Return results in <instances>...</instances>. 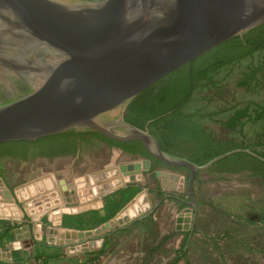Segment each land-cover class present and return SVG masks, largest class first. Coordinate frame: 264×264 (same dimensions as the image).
<instances>
[{
	"label": "water",
	"instance_id": "water-1",
	"mask_svg": "<svg viewBox=\"0 0 264 264\" xmlns=\"http://www.w3.org/2000/svg\"><path fill=\"white\" fill-rule=\"evenodd\" d=\"M262 24L264 0H0V144L96 131L117 140H139L152 156L171 165L188 166L193 172L192 183L197 169H206L237 150L196 165L163 151L147 129L125 119V111L141 92L172 71ZM143 160L148 163L145 169L149 168V160ZM157 175L166 178L160 183L163 188L182 186L183 176L177 173L158 170ZM124 176L135 182L141 171L124 172ZM44 179L45 186L39 180L28 183L31 194L58 196L52 179ZM83 179L76 180L83 205L57 207L60 209L48 214L53 225L62 222L59 218L55 222V214L61 218L62 213L101 208L103 195L126 185L105 190L118 179L115 168L89 174L87 182ZM143 193L120 211L116 217L119 225L149 209L146 203L139 205ZM14 196L1 185L0 199L12 204ZM31 197L27 192L23 200L35 215L62 204L57 197L50 205L39 204L36 211L38 204L29 201ZM42 197L37 201L42 202ZM132 207L136 212L128 214ZM8 209L7 217L0 214V218H22L17 217L19 213L9 217ZM180 216L178 221L185 220L182 226L189 228L191 209ZM109 228L108 223H102L94 230H67L73 232L72 240L59 243L102 236ZM58 231L50 228V243L56 241L53 234ZM82 245L83 250L88 249V243Z\"/></svg>",
	"mask_w": 264,
	"mask_h": 264
},
{
	"label": "rangeland",
	"instance_id": "rangeland-1",
	"mask_svg": "<svg viewBox=\"0 0 264 264\" xmlns=\"http://www.w3.org/2000/svg\"><path fill=\"white\" fill-rule=\"evenodd\" d=\"M66 1L76 3L94 0ZM260 64H263V73L259 76L258 84L241 86L240 81L250 67ZM214 79L217 86H207L198 90L194 100L188 106V110H199L203 116L202 125L217 136L230 138L236 143L244 142L251 149L260 151L259 137L264 133V119L246 122L243 131H240L241 127L229 129L226 123L235 108L249 104L252 106L264 104V52H256L252 57L221 68L215 74ZM114 154L110 152L109 162L118 161L116 164L119 167L139 165L138 170L141 169L143 178L140 177L136 182H129L113 193L108 192L103 195L101 200L104 202V207L100 210H91L92 212L80 214L83 215L82 220L64 213L67 215L62 218L64 221L56 226L48 219V214L55 209L71 205L65 203L64 192L61 189L60 178H58L59 185L55 187V190L59 193L60 198H63H61L62 204L50 208L38 220L44 227L42 233L46 235L47 239L51 237L49 232L51 227H57L62 231L94 230L102 223H108L110 228L102 236L83 240L84 242L103 240V249L93 257V260L97 261L96 264H99V256L105 253L104 257H107L105 264H264V177L255 175L260 166L248 163L245 171L217 174V179L213 177L206 183L205 195L210 200L209 205H214L216 209H211L201 199L198 208L197 231L190 238L188 247L184 251L188 233L175 229L176 219L183 205L177 204L174 200L162 202L154 214L152 211L150 212L153 216L148 220H144L147 217L140 216L129 223L118 225L117 215L132 200L138 201V196H142L141 192L144 191L143 197H148L150 202L146 200L145 203L152 209L162 191L170 193L177 186L162 188L161 180L166 178L160 177L157 180L155 174L149 172V168L144 169L141 159L123 156L116 158ZM126 160L134 161L127 162ZM140 162L141 164H135ZM10 165L7 164V167ZM50 174L57 177L50 168L41 166L30 173V179L27 176L29 179L27 182L31 184V182L41 179L39 176L44 175L42 176L44 178ZM14 185L16 184L13 180ZM69 186H73L72 182ZM14 189L16 193L12 204L15 203L23 211V214L27 215V222L37 223L38 221L34 219L39 216L30 212L31 210L26 206L18 187ZM70 189L74 193L75 188ZM0 201L3 200L0 199ZM139 205L142 206L140 202ZM148 211V209L144 210V213H148ZM134 212L136 209L132 207L127 213ZM80 215L74 216L79 217ZM58 218L60 216L55 214V222ZM81 227L84 229H80ZM78 242L82 241L74 240L65 244ZM81 264H86L85 260H82Z\"/></svg>",
	"mask_w": 264,
	"mask_h": 264
},
{
	"label": "flooded vegetation",
	"instance_id": "flooded-vegetation-1",
	"mask_svg": "<svg viewBox=\"0 0 264 264\" xmlns=\"http://www.w3.org/2000/svg\"><path fill=\"white\" fill-rule=\"evenodd\" d=\"M214 76L212 78L213 80H215ZM204 83L205 81L202 82V84ZM207 86H212V85L205 84L197 87V89H195V91L193 92V97H195V94L198 90L204 89ZM191 103L192 101L183 110V112L187 115H193L194 113H196V110H188V106ZM202 117L203 116L200 111L199 113L196 114V116L195 115L192 116V119L188 123H186L189 125V132L186 136H191V138H187V137L178 138L176 141V144L178 145L172 148L171 150L172 153H168V154H171L179 158L187 159L192 163L199 165L193 159L198 158L195 156L197 155L199 156V149L201 144L204 143L205 145H207V144H211L210 142H213L214 145H216V144H223L228 141H234L230 138L219 137L213 131L204 127L201 123ZM195 124H198L201 127L197 128ZM69 133H73V134H70L69 136L58 137L53 140H45L41 142H39L38 140L29 141V142L15 141V142H7L0 144V179L2 182L1 185L3 187L10 189L11 192L15 195L14 188L28 184L27 181L30 179L29 177L32 171L37 170L41 166L42 167L46 166L47 168H50L51 171L56 173L55 175L57 177L55 176L53 177V175L52 176L48 175L53 180L54 184L58 187L59 185L58 178H60L61 187L62 188L64 187L67 190H69L70 194H68L67 197H71V199L72 198L73 199L65 203L71 204L70 205L71 207L80 206L83 204L79 202V197H77L76 180L80 178H84L83 181L87 182L89 174L95 175L96 173L99 172H104L114 168H119V166L116 164L118 161L109 162L111 156L110 152L115 153L114 155L116 158L123 156L125 158L130 157L138 160L141 159V161H144L143 160L144 158L148 159L150 161V166L148 170L149 172L155 174L157 180L159 179L157 175L158 170L166 169L168 171L183 176V183L180 188H175L174 190L170 191V193L169 192L166 193L162 191L161 195L159 194L160 197L157 203L155 204V206L152 209L151 207H149L148 213H145L142 216V218L147 217L144 220H148V218L153 216L152 214H150V212L152 211L154 214V211L157 210L160 205H162V202L174 200L177 202V204L183 205L181 210H179V214L175 223V229L178 231H185L188 233V238L186 240L187 244L185 245L184 251L188 247L190 238L193 237L192 235L195 234V231H197V226H198L197 222L199 216L198 208L200 206L199 204L201 199H203L205 205L210 204V200L205 195L206 183H208V181L213 177L217 179L218 175L232 174L246 170V169L243 170L237 169L241 164L240 159L239 160L229 159L226 160L225 162H220L221 161L220 159L206 169H197L194 173L192 183H190V178L193 175L191 168H189L188 166L171 165L160 160L159 158H157V161H155L151 158L144 156L143 154L139 153L142 147L134 142L139 140H131V141L117 140L96 131H79V132H69ZM206 135L212 139L210 142L208 141L209 139ZM118 142L132 143L130 144V146L136 148L137 153H132L125 150L122 145L118 144ZM236 150L237 151L242 150L244 151V153L245 152L250 153L247 150L252 151L253 149L247 147L245 149H236ZM260 159L264 161V158H260ZM130 161H134V160H129L127 162ZM7 164H11L10 167H7ZM73 175L76 176L74 177ZM27 176L29 179L27 178ZM69 179H72V181H69ZM13 180L14 183L16 184L14 186H13ZM71 182L73 186H69ZM73 187L75 188L74 193L71 192L70 189ZM74 197L77 199H74ZM103 207L98 209L91 208L89 210H84L82 212L74 213L71 215L85 214L87 212H90L91 210L93 211L100 210ZM210 207L211 209H216L214 205ZM187 208L191 209V221L189 228L185 229L182 226L184 225L185 220L178 221V219L181 217L180 214L183 213V211ZM178 225H180L182 228H178L177 227Z\"/></svg>",
	"mask_w": 264,
	"mask_h": 264
},
{
	"label": "trees",
	"instance_id": "trees-1",
	"mask_svg": "<svg viewBox=\"0 0 264 264\" xmlns=\"http://www.w3.org/2000/svg\"><path fill=\"white\" fill-rule=\"evenodd\" d=\"M256 52H264V24L252 29L243 36H235L222 44L214 47L206 53L196 57L184 66L172 71L157 83L141 92L128 106L125 119L131 124L138 126L141 129H147L153 135L161 149L167 153H172V148L176 147L178 138H191L186 136L189 132L188 123L192 116H196L199 110L193 115H187L183 112L184 108L194 100L193 92L200 85L217 86V82L213 80L221 68L237 63L245 58L252 57ZM263 64L258 66H251L249 71L240 81L241 86H249L258 84L259 76L263 73ZM202 84V82H204ZM255 105V104H254ZM264 119V104L245 105L243 107L235 108L233 114L229 117L226 125L235 129L243 127L248 121H260ZM197 128L201 126L195 124ZM73 133H61L47 136L38 139L39 142L45 140H53L58 137L69 136ZM207 136V135H206ZM208 137L210 142L212 139ZM29 142V141H19ZM139 144L142 149L139 153L144 156L157 161V158L152 156L144 147L141 141H134ZM206 143V142H205ZM201 144L198 158L193 159L197 164L202 165L229 151L236 149H245L249 147L244 142L236 143L228 141L223 144L214 145ZM125 150L137 153L136 148L130 146L132 143L118 142ZM127 144V145H126ZM260 151L252 150L256 155L244 153V151H236L226 158L221 159L220 162H225L229 159L239 160L241 164L237 168L243 170L248 163L260 166L255 173L256 176L264 177V133L259 137ZM83 216V215H82ZM73 218L80 220L82 218ZM71 218V217H70ZM82 220V219H81ZM64 221V219H63ZM69 226V225H68ZM73 227V226H69ZM80 229H84L81 227Z\"/></svg>",
	"mask_w": 264,
	"mask_h": 264
},
{
	"label": "crops",
	"instance_id": "crops-1",
	"mask_svg": "<svg viewBox=\"0 0 264 264\" xmlns=\"http://www.w3.org/2000/svg\"><path fill=\"white\" fill-rule=\"evenodd\" d=\"M62 189L65 201L68 202L69 190L64 187ZM7 202L3 204L14 206L9 201ZM24 215L18 220L0 218V264H81L82 260H85L86 264H96L97 261H94L93 257L103 249V240L94 243L90 240L64 245L59 243L61 239L57 236L56 241L50 243L46 235L42 233L44 232L42 223L38 221L43 215L40 214L36 217L37 219H34L38 221L35 224L27 222V215ZM64 216L67 215H63V218ZM83 243H88L87 250L80 249ZM73 246L75 250L71 252L70 247ZM105 254L99 256V264L106 263Z\"/></svg>",
	"mask_w": 264,
	"mask_h": 264
},
{
	"label": "bare ground",
	"instance_id": "bare-ground-1",
	"mask_svg": "<svg viewBox=\"0 0 264 264\" xmlns=\"http://www.w3.org/2000/svg\"><path fill=\"white\" fill-rule=\"evenodd\" d=\"M142 163L144 164V169L147 167V165H148V163L146 162V161H142ZM129 164V163H128ZM135 164H141V162L140 163H135ZM139 165H127V166H120L119 168H115V169H119L118 170V179H116V180H114L113 182L115 183V184H113V186L111 185H108V187H107V189H105V190H109V189H111V188H113V187H116V186H119V185H121V184H128L129 182H133V180H127L126 179V177L124 176V172H127V173H133V172H135V171H138V167ZM123 167H125V169L123 168ZM136 167V168H135ZM121 169V170H120ZM135 169V170H134ZM121 171V172H120ZM140 171H141V169H140ZM121 173V174H120ZM120 175V176H119ZM45 178V177H44ZM44 178H41V179H38L39 181H42V186H45L46 185V182H45V179ZM47 178V177H46ZM143 178V176H141V179ZM129 179H130V177H129ZM38 180H36V181H38ZM53 181V180H52ZM136 182V181H135ZM53 186H54V190H55V187H56V185L54 184V182H53ZM22 187H23V189L25 190V191H23V192H21L22 191ZM22 187H20V189H19V193H20V195H21V197L23 198V195H25L26 194V197H27V192L28 193H30V195L32 196L31 197V200H29V201H32L33 200V204H38V205H35L34 206V208H35V210L36 211H38L39 209H40V206H39V204H41L42 205V207L45 205H50V204H52L53 203V199L55 198H57V197H60L59 196V193H58V196H55L54 198H52V197H50L49 196V194H47L48 196H44V197H42V195L43 194H31V192H30V190L28 189V184L27 185H25V186H22ZM169 187V185L167 186V188ZM27 188V189H26ZM170 188V187H169ZM70 193V192H69ZM39 197H42L41 198V201L42 202H39V201H37L38 199H39ZM4 202H6L4 199H2ZM62 200V199H61ZM146 200L148 201V197H145L144 198V200H143V202H141L140 204L142 205L143 203H145L146 202ZM7 201H9V200H7ZM95 201H97V200H95ZM2 201H0V214H2L3 216H5V215H7L6 214V211H7V209H8V205H5V204H3V202L1 203ZM103 204V203H102ZM14 205V204H13ZM38 206H39V208H38ZM4 207H7V209L5 210L4 209ZM13 207V209H8L10 212H11V215L9 216V217H12L13 215H14V213H19V214H17L18 216L17 217H22V212L20 211V208L17 206H12ZM45 212H47V211H45ZM45 212H42V213H40V214H44ZM126 212H129V210L128 211H126ZM39 214V215H40ZM9 215V214H8ZM63 215H65L64 213H62V216H61V218H59V220H61L62 221V218H63ZM57 217V216H56ZM13 218V217H12ZM70 234L72 235L73 234V232L71 231V232H69V231H67V230H64V231H62V230H59L58 231V234H53V237H57V236H59V238L60 239H62V240H64L65 242H66V240H72V238L73 237H70ZM69 236V237H68ZM82 247H80V249H81Z\"/></svg>",
	"mask_w": 264,
	"mask_h": 264
}]
</instances>
